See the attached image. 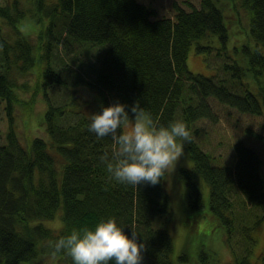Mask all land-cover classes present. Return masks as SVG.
<instances>
[{
  "label": "trees",
  "instance_id": "obj_1",
  "mask_svg": "<svg viewBox=\"0 0 264 264\" xmlns=\"http://www.w3.org/2000/svg\"><path fill=\"white\" fill-rule=\"evenodd\" d=\"M184 1L190 8L174 1L170 16H157L141 0L0 2V97L7 118L0 143V264H45L49 241L113 218L129 237L134 230L137 242L145 243L141 264L174 263L167 172L155 185L118 182L99 160L112 151L111 137L97 139L88 131L91 115L116 101L129 106L130 118V106L139 101L157 126L186 125L191 140L184 149L192 164L179 167L184 205L216 218L222 242L229 245L232 238V243L236 231L249 238L264 220V170L255 147L239 139L233 144L235 159L214 164L215 156L194 139L198 128L193 127L200 119L218 120L211 98L264 116V0H198V6ZM233 37L249 42H235L229 50ZM193 44L197 52L225 59L223 64L213 66L210 75L191 71L187 54ZM96 45L100 49L92 53ZM31 69L44 80L33 87L19 83ZM51 82L67 95L61 103V95L42 91L47 106L38 112L36 126L44 135H35L29 123L36 94ZM19 90L29 96L21 98ZM83 90L95 92V98L88 92L79 101ZM16 105L22 106L26 128L20 133ZM245 131L264 144V135ZM59 208L62 226H47L44 220ZM161 216L163 226H154ZM244 219H251L250 225L239 223ZM218 240L211 241L218 245ZM246 251L231 264H253L249 244ZM206 257L202 252L198 259ZM57 258L58 264H73L66 254ZM260 258L264 264V253ZM185 259L178 255L181 264Z\"/></svg>",
  "mask_w": 264,
  "mask_h": 264
},
{
  "label": "rangeland",
  "instance_id": "obj_2",
  "mask_svg": "<svg viewBox=\"0 0 264 264\" xmlns=\"http://www.w3.org/2000/svg\"><path fill=\"white\" fill-rule=\"evenodd\" d=\"M3 0H0L2 2ZM152 6L157 16L172 15L173 8L171 7V2L173 0H141ZM182 5L186 6L184 0H176ZM195 6H198V0H189ZM187 7V6H186ZM8 27L3 25L2 30L7 31ZM229 33V32H228ZM1 34V30H0ZM7 35H13L12 30ZM209 37L204 38L207 39ZM214 38V37H213ZM235 42H241L240 44H246L247 40L239 38H231L229 45V50L233 48L232 45ZM232 45V46H231ZM215 46V45H213ZM231 46V47H230ZM92 53H95L100 47L98 45L92 46ZM212 53L206 54L204 51H198L195 49L194 44L191 46V49L188 52L187 57V66L193 72H201L205 75H210L211 69L213 66L219 67L222 59L220 57L211 56ZM208 56L207 60H204L205 56ZM225 59H223L224 62ZM222 62V64H223ZM62 64L57 62V67L61 69ZM38 69L29 70V73L20 76L18 82H28L31 87L34 86L36 81L39 79L40 83L44 80V76H37ZM219 74H224L222 70L219 69ZM54 82H51L46 85H40L41 91H38L36 97L39 99L35 104L34 115L30 120L29 126L33 130L35 135H44V130L37 128L36 125L39 124V115L38 112L40 109L46 108V101L43 100L42 91L45 89L49 91L50 95L53 97H58L61 95L60 102L64 101L66 97L65 88L59 85H53ZM68 88L66 84H63ZM89 92V94H88ZM19 94L21 98H27L29 96V91H20ZM93 96L92 100L95 98V92L83 90V94L80 95L79 101L83 100L84 95ZM91 99V98H89ZM212 108L218 113V120L212 121L210 119H200L198 120L193 127L198 128V133L195 135L196 139L200 146L209 151L215 158L212 159L214 164H229L234 158V149L233 144L235 141L241 139L246 144L254 146L258 151L262 159V169L264 170V144L260 139H256L254 136L249 135L245 130L246 128L253 131L255 135L262 134L264 135V116L254 115L245 112H240L233 107L225 105L218 102L216 99L211 98L209 100ZM5 105L6 102L0 97V143L4 141V133L7 129V118L5 114ZM17 114L16 118V128L20 133L23 129L26 130L24 124V118L22 113V106L19 105L15 107ZM94 112V111H93ZM92 114V113H91ZM134 118V117H132ZM41 120V118H40ZM22 139V138H21ZM192 161L188 156V151L184 149V154L179 158L174 167H170L167 170V190L170 196V205L172 211V229L170 232L174 238V249L172 253V258L174 260L173 264H181L178 260V255L184 254L186 259L183 264H231V261L236 255H243L246 253V247L249 244V260L253 264H261L260 257L264 253V220L256 225L251 232L249 231V238H246L240 231L233 232V242L231 243L232 238L230 239V244L233 247L231 251L230 246L226 245L225 242L221 241L220 235L223 229V226L218 222V220L210 215L201 214L197 211H187L184 205V189L182 181L179 177V167H189L191 166ZM207 186V185H206ZM238 208V206H237ZM61 209L59 208L55 214V217L50 220H44V223L47 226L59 229L62 226V219L60 215ZM238 213L240 211H237ZM162 216L157 217L154 222V226L162 227ZM250 220L244 219L239 222L242 225H250ZM211 235L213 236L211 238ZM244 237V238H243ZM218 240V245L215 241ZM225 238V237H224ZM211 241V242H210ZM260 254L259 256L257 254ZM204 253L206 257V262L198 259L201 256V253ZM258 257V258H257ZM58 259V258H57ZM53 260L52 258L47 259L45 264H58L60 263L59 259ZM216 259V262L214 260ZM259 259V260H256Z\"/></svg>",
  "mask_w": 264,
  "mask_h": 264
},
{
  "label": "clouds",
  "instance_id": "obj_3",
  "mask_svg": "<svg viewBox=\"0 0 264 264\" xmlns=\"http://www.w3.org/2000/svg\"><path fill=\"white\" fill-rule=\"evenodd\" d=\"M118 101L103 107L102 113L91 115L88 127L97 139L111 137L112 151L99 157L108 173L122 184L155 185L184 154V143L191 134L183 122L167 127L157 126L139 101L130 106ZM138 233L129 237L115 219L100 221L93 229H73L71 234L49 241L53 260L61 254L71 257L73 264H141L146 245L137 242Z\"/></svg>",
  "mask_w": 264,
  "mask_h": 264
},
{
  "label": "bare ground",
  "instance_id": "obj_4",
  "mask_svg": "<svg viewBox=\"0 0 264 264\" xmlns=\"http://www.w3.org/2000/svg\"><path fill=\"white\" fill-rule=\"evenodd\" d=\"M174 1H176V0H173L172 2H171V7L173 8V3H174ZM178 2V1H177ZM179 4H181L180 2H178ZM182 5V4H181ZM182 6H184V5H182ZM187 6V7H186ZM186 6H184L186 9H188V8H190V7H188V5L186 4ZM174 26V25H173ZM191 48H189V50H190ZM189 50H188V52H189ZM187 57H188V54H187ZM53 85H55V84H53ZM49 92V91H48ZM42 93V92H41ZM259 254H261L260 252H259ZM259 254H257V255H259Z\"/></svg>",
  "mask_w": 264,
  "mask_h": 264
}]
</instances>
